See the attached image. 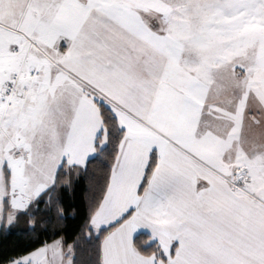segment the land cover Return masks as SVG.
I'll return each mask as SVG.
<instances>
[{"label":"snow or ice","instance_id":"obj_1","mask_svg":"<svg viewBox=\"0 0 264 264\" xmlns=\"http://www.w3.org/2000/svg\"><path fill=\"white\" fill-rule=\"evenodd\" d=\"M102 156L9 264H264V0H0V230Z\"/></svg>","mask_w":264,"mask_h":264},{"label":"trees","instance_id":"obj_2","mask_svg":"<svg viewBox=\"0 0 264 264\" xmlns=\"http://www.w3.org/2000/svg\"><path fill=\"white\" fill-rule=\"evenodd\" d=\"M106 162L107 157L102 156L90 163L87 177L79 182L74 192L63 195L64 208L70 214L66 221H57L54 218V214H49L51 223L38 226L35 231L27 228L24 222L14 226L11 230H0V264H9L11 259L25 255L27 251L38 247L42 242H51L52 239L58 238L52 235L57 227L64 228V232L61 234L67 236L69 244L72 243L73 239L79 234L87 217V202L91 193L87 192L86 189L90 188L94 184L95 179L102 174ZM44 227H47V231H44ZM82 247L87 251L81 255V259L94 261V246L83 244Z\"/></svg>","mask_w":264,"mask_h":264}]
</instances>
